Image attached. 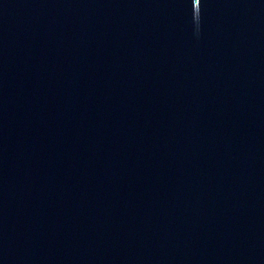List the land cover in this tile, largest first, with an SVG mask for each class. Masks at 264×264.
<instances>
[{
	"label": "water",
	"instance_id": "1",
	"mask_svg": "<svg viewBox=\"0 0 264 264\" xmlns=\"http://www.w3.org/2000/svg\"><path fill=\"white\" fill-rule=\"evenodd\" d=\"M0 264H264V0H0Z\"/></svg>",
	"mask_w": 264,
	"mask_h": 264
}]
</instances>
